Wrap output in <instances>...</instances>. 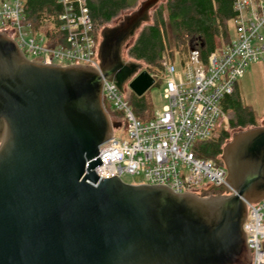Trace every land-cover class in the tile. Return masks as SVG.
Masks as SVG:
<instances>
[{
	"label": "water",
	"instance_id": "1",
	"mask_svg": "<svg viewBox=\"0 0 264 264\" xmlns=\"http://www.w3.org/2000/svg\"><path fill=\"white\" fill-rule=\"evenodd\" d=\"M159 1L99 31V73L29 61L0 32V264H250L242 224L245 203L264 198V125L224 144L223 195L93 172L119 126L102 106L100 73L122 91L140 66L121 49ZM151 85L140 70L128 89L141 97Z\"/></svg>",
	"mask_w": 264,
	"mask_h": 264
},
{
	"label": "built area",
	"instance_id": "2",
	"mask_svg": "<svg viewBox=\"0 0 264 264\" xmlns=\"http://www.w3.org/2000/svg\"><path fill=\"white\" fill-rule=\"evenodd\" d=\"M56 1L61 6L56 23L63 45L50 47L49 38L31 31L23 17L24 0H0V32L10 35L29 61L94 66L99 73V32L93 34L84 0ZM231 10L233 35L224 49L210 53L205 62L199 60L197 51L190 50L177 70L161 58V74L147 72L152 85L163 83L161 99L165 102L151 119L137 120L123 86L119 91L112 82L101 79L102 106H107L111 114L106 113L108 120L118 127L124 123L127 138L116 139L118 127L111 128L110 146L96 156L101 164L93 172L99 180L115 175L125 183L124 176H140L142 183L137 185H164L176 194L202 197L212 189L224 194L226 171L222 163L196 158L193 147L212 139L220 126L227 130L226 112L221 110L220 101L232 93L250 63L264 64V0H232ZM140 70L124 82L127 89ZM243 221L250 264H264V198L254 204L245 203Z\"/></svg>",
	"mask_w": 264,
	"mask_h": 264
},
{
	"label": "trees",
	"instance_id": "3",
	"mask_svg": "<svg viewBox=\"0 0 264 264\" xmlns=\"http://www.w3.org/2000/svg\"><path fill=\"white\" fill-rule=\"evenodd\" d=\"M139 0H84L93 34L116 19L124 10L134 6ZM141 1V0H140ZM232 0H164L150 16L149 23L143 25L134 40L126 43L125 55L129 61L139 62L141 69L148 73L161 74V58L169 64L182 66L188 52L195 50L199 60L205 62L207 56L224 49L232 38ZM61 6L56 0H24L23 17L33 33L43 34L48 46L63 45L56 15ZM169 28L171 43L166 36ZM133 116L139 121L152 118V112L143 96L130 94L126 97ZM219 106L223 112H230L228 131H221L216 138L193 147L194 156L221 164L220 154L229 140V132L255 126L253 111L241 103L237 86L230 95L224 96ZM104 109L111 115L107 106ZM264 247V244H263Z\"/></svg>",
	"mask_w": 264,
	"mask_h": 264
},
{
	"label": "rangeland",
	"instance_id": "4",
	"mask_svg": "<svg viewBox=\"0 0 264 264\" xmlns=\"http://www.w3.org/2000/svg\"><path fill=\"white\" fill-rule=\"evenodd\" d=\"M140 0L136 2V4L126 10H124L116 19H114L112 22H110L106 26H112L115 23H117L124 15L129 14L133 10L136 9L138 6ZM164 3V0L159 1L150 11H149V18L152 14V11L159 5ZM150 20V19H149ZM149 23V21L147 22ZM147 23H142L138 29H136L133 33V35L127 40L126 43L129 41H132L137 36L139 30L141 27ZM232 35L233 30L231 29ZM166 36L168 39V42L171 43V36L169 28L166 27ZM126 45V44H125ZM121 58L125 62H133L129 61L126 58L125 55V48L123 47L121 49ZM35 61H39V59H34ZM136 65H139V62H134ZM63 66L67 65V63L63 62L61 63ZM174 67L176 70L178 69L177 65L174 64ZM237 91L241 100L242 105L248 106L253 111L254 115V127H262L264 125V64L262 63H250L244 70L242 78L238 79L237 82ZM163 88V83L157 82L156 85H152L146 92L142 95L147 104L149 105V108L152 112V114L159 113L161 111V108L165 105V102L161 99V91ZM123 92L126 97H128L130 94H132L127 88L126 85H123ZM231 117L230 112L225 113V122L227 123L229 118ZM137 119V118H136ZM224 126V123H223ZM247 129V128H245ZM241 129V130H245ZM223 131L222 126L218 129V131L213 133V138H216L218 134ZM228 131V129L226 130ZM237 130H233L229 132V138L230 135ZM115 138L118 140H125L127 138V132L126 127L124 123H121V126L116 128ZM122 180L126 184L131 185H137L142 183V179L140 176H124Z\"/></svg>",
	"mask_w": 264,
	"mask_h": 264
},
{
	"label": "flooded vegetation",
	"instance_id": "5",
	"mask_svg": "<svg viewBox=\"0 0 264 264\" xmlns=\"http://www.w3.org/2000/svg\"><path fill=\"white\" fill-rule=\"evenodd\" d=\"M235 132H237V131H235ZM220 193H221L220 190H218V189H212L208 194H204V195H201V196L202 197H208V196H215V195H218V194L221 195Z\"/></svg>",
	"mask_w": 264,
	"mask_h": 264
},
{
	"label": "bare ground",
	"instance_id": "6",
	"mask_svg": "<svg viewBox=\"0 0 264 264\" xmlns=\"http://www.w3.org/2000/svg\"><path fill=\"white\" fill-rule=\"evenodd\" d=\"M100 76H101L102 79H104L101 73H100Z\"/></svg>",
	"mask_w": 264,
	"mask_h": 264
},
{
	"label": "crops",
	"instance_id": "7",
	"mask_svg": "<svg viewBox=\"0 0 264 264\" xmlns=\"http://www.w3.org/2000/svg\"><path fill=\"white\" fill-rule=\"evenodd\" d=\"M236 86H237V84H236Z\"/></svg>",
	"mask_w": 264,
	"mask_h": 264
}]
</instances>
